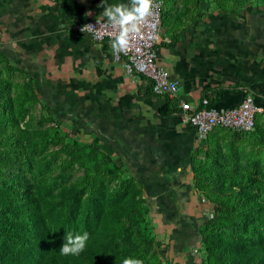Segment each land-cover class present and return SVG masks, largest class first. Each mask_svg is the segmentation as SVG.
<instances>
[{"label":"rangeland","instance_id":"obj_1","mask_svg":"<svg viewBox=\"0 0 264 264\" xmlns=\"http://www.w3.org/2000/svg\"><path fill=\"white\" fill-rule=\"evenodd\" d=\"M163 2L160 39L174 40L213 10L235 12L264 0ZM24 84L5 108L9 127L0 122V249H18L12 234L27 222L28 202L42 207L34 233L52 240L95 202L102 208L94 233L106 264L127 256L144 264H236L222 242L233 252L242 247L235 254L264 256V120L257 117L249 133L215 128L190 147L175 174L186 173L184 187L176 185L170 197L161 191L172 185L154 187L130 156L67 130ZM24 241L33 239L25 234Z\"/></svg>","mask_w":264,"mask_h":264},{"label":"crops","instance_id":"obj_2","mask_svg":"<svg viewBox=\"0 0 264 264\" xmlns=\"http://www.w3.org/2000/svg\"><path fill=\"white\" fill-rule=\"evenodd\" d=\"M100 3L0 0V118L20 93L19 82H26L38 105L67 130L78 129L130 156L149 171L154 187L172 185L161 193L176 196L186 173L175 174L190 147L200 143L182 122L176 101L170 107L143 76L127 73L110 41L96 43L74 31L76 24L102 20ZM156 51L157 63L178 80L179 95L192 106L231 108L249 100L264 120V3L213 10L189 32L160 39Z\"/></svg>","mask_w":264,"mask_h":264},{"label":"built area","instance_id":"obj_3","mask_svg":"<svg viewBox=\"0 0 264 264\" xmlns=\"http://www.w3.org/2000/svg\"><path fill=\"white\" fill-rule=\"evenodd\" d=\"M163 0H154L151 14L141 26L140 33L131 40L127 51L116 52L112 49L116 61H122L125 71L143 76L154 95L174 100L180 109L182 122L194 132L196 143H201L215 128H224L243 133L253 131L260 109L249 100H243L231 108H213L192 106L179 95L178 80L157 63L156 46L160 42ZM84 25H92L82 28ZM74 31L88 36L93 42L104 40L113 42L112 30L104 20H90L76 24Z\"/></svg>","mask_w":264,"mask_h":264},{"label":"trees","instance_id":"obj_4","mask_svg":"<svg viewBox=\"0 0 264 264\" xmlns=\"http://www.w3.org/2000/svg\"><path fill=\"white\" fill-rule=\"evenodd\" d=\"M170 101L172 102V100ZM168 105L174 108L176 104L173 103ZM1 118H3V120ZM1 118L0 120L9 127L10 120H8V114L2 113ZM207 138L199 145L206 141ZM100 208H102L100 204L95 202H93L91 206H85L77 222L70 224L63 235H56L54 237L55 240H52L47 232L43 234L34 233L39 226L40 220H42V207L40 203L36 201L26 203L25 213L27 222H21L19 224V232H14L12 234L15 242L18 244V249L2 247L0 249V264H95V262L106 264V261L102 258L98 240L99 237L94 233L100 218V214L97 210ZM69 231L73 233L87 232L89 234L87 247L78 256H63L59 252V248L63 243V236ZM25 234L31 235L33 242L24 241ZM23 242L26 243V245H24ZM222 245L223 248H226L228 253L232 255L231 257L236 264H264V256L260 250H252L249 257H245L235 254L237 252L240 253L242 247H238L236 252H233L231 246L223 242Z\"/></svg>","mask_w":264,"mask_h":264},{"label":"clouds","instance_id":"obj_5","mask_svg":"<svg viewBox=\"0 0 264 264\" xmlns=\"http://www.w3.org/2000/svg\"><path fill=\"white\" fill-rule=\"evenodd\" d=\"M99 7L103 8L100 13L101 19L106 26L112 30L114 36L112 49L116 52L127 51L131 40L140 33L141 26L151 14L154 0H129L127 4H106L101 0ZM90 13H86L88 15ZM92 25H84L82 28H89ZM89 234L66 232L63 236V243L59 252L63 256H78L87 247ZM122 264H144V261L134 256L124 257Z\"/></svg>","mask_w":264,"mask_h":264}]
</instances>
